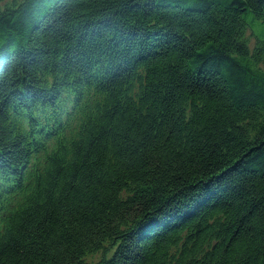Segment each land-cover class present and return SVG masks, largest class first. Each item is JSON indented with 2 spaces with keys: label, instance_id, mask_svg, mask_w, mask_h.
I'll use <instances>...</instances> for the list:
<instances>
[{
  "label": "trees",
  "instance_id": "1",
  "mask_svg": "<svg viewBox=\"0 0 264 264\" xmlns=\"http://www.w3.org/2000/svg\"><path fill=\"white\" fill-rule=\"evenodd\" d=\"M0 264H264V0H0Z\"/></svg>",
  "mask_w": 264,
  "mask_h": 264
},
{
  "label": "rangeland",
  "instance_id": "2",
  "mask_svg": "<svg viewBox=\"0 0 264 264\" xmlns=\"http://www.w3.org/2000/svg\"><path fill=\"white\" fill-rule=\"evenodd\" d=\"M100 255H96L94 257H90L89 260L90 261H97L99 259Z\"/></svg>",
  "mask_w": 264,
  "mask_h": 264
}]
</instances>
